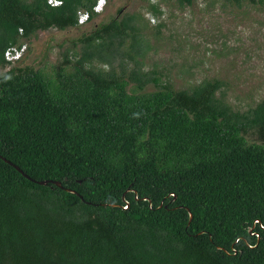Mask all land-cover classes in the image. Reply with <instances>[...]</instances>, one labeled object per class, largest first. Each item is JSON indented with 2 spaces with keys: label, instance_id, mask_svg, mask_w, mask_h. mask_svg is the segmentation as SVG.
I'll use <instances>...</instances> for the list:
<instances>
[{
  "label": "trees",
  "instance_id": "trees-1",
  "mask_svg": "<svg viewBox=\"0 0 264 264\" xmlns=\"http://www.w3.org/2000/svg\"><path fill=\"white\" fill-rule=\"evenodd\" d=\"M62 1L0 0V67L9 46L98 15ZM146 1L51 70L0 72V264H264V96L243 110L224 79L178 87L148 69L143 12L158 37L172 0Z\"/></svg>",
  "mask_w": 264,
  "mask_h": 264
},
{
  "label": "rangeland",
  "instance_id": "rangeland-1",
  "mask_svg": "<svg viewBox=\"0 0 264 264\" xmlns=\"http://www.w3.org/2000/svg\"><path fill=\"white\" fill-rule=\"evenodd\" d=\"M204 1L196 0L191 6H180L174 0L164 4L158 37V33H153L156 20H148L143 12L148 26L146 38L154 43L147 56V68L170 75L178 87L207 77L224 79L227 99L245 110L264 96V3L246 0L242 7L216 4L207 8ZM146 4V0H106L104 10L79 27L39 31L29 41V50L19 63L37 68L45 65L51 70L62 61L64 52L83 50L84 43L79 41L83 33L116 17L120 7L124 6V12L118 18L139 11ZM16 64L0 67V72ZM182 68L189 73L181 72ZM153 87L151 84L147 89ZM249 139L256 137L250 135Z\"/></svg>",
  "mask_w": 264,
  "mask_h": 264
},
{
  "label": "built area",
  "instance_id": "built-area-1",
  "mask_svg": "<svg viewBox=\"0 0 264 264\" xmlns=\"http://www.w3.org/2000/svg\"><path fill=\"white\" fill-rule=\"evenodd\" d=\"M49 4L56 6L60 5L62 0H47ZM106 0H97L93 5V10L96 13H101L105 8ZM90 13L88 10L80 9L78 11V24L83 25L89 21ZM28 51V44L23 43L21 45H12L6 48L4 52V58L7 62L15 63L21 60Z\"/></svg>",
  "mask_w": 264,
  "mask_h": 264
},
{
  "label": "water",
  "instance_id": "water-1",
  "mask_svg": "<svg viewBox=\"0 0 264 264\" xmlns=\"http://www.w3.org/2000/svg\"><path fill=\"white\" fill-rule=\"evenodd\" d=\"M5 160H7L5 157H3ZM8 162H10L11 164H13L18 170H20L21 172H23V170L16 164H14L13 162H11L10 160H7ZM23 174L29 178H31L28 174H26L25 172H23ZM38 183L40 184H47L49 182H53L59 186H62V183L58 180H36ZM70 191H74V190H71V189H68Z\"/></svg>",
  "mask_w": 264,
  "mask_h": 264
},
{
  "label": "clouds",
  "instance_id": "clouds-1",
  "mask_svg": "<svg viewBox=\"0 0 264 264\" xmlns=\"http://www.w3.org/2000/svg\"><path fill=\"white\" fill-rule=\"evenodd\" d=\"M98 14H100V13H98Z\"/></svg>",
  "mask_w": 264,
  "mask_h": 264
}]
</instances>
